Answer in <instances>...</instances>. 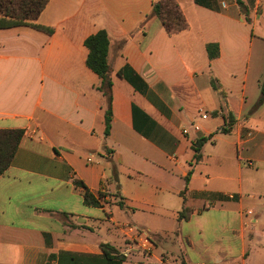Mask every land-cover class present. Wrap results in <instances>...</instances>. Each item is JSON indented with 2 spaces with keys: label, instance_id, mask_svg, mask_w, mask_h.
Segmentation results:
<instances>
[{
  "label": "crops",
  "instance_id": "obj_1",
  "mask_svg": "<svg viewBox=\"0 0 264 264\" xmlns=\"http://www.w3.org/2000/svg\"><path fill=\"white\" fill-rule=\"evenodd\" d=\"M162 1L50 0L36 23L52 34L0 30V130L25 132L0 177V264H249L264 237V68L251 72L264 0H172L188 24L176 33L152 15ZM102 30L108 134L85 47ZM129 225L152 256L123 255Z\"/></svg>",
  "mask_w": 264,
  "mask_h": 264
},
{
  "label": "trees",
  "instance_id": "obj_2",
  "mask_svg": "<svg viewBox=\"0 0 264 264\" xmlns=\"http://www.w3.org/2000/svg\"><path fill=\"white\" fill-rule=\"evenodd\" d=\"M50 0H0V30L12 29L18 27H32L36 30L53 33V29L37 24L36 21L48 5ZM152 15L157 17L169 33H176L187 28L188 24L181 13L179 6L172 0H164L154 4ZM111 40L106 31L102 30L88 37L85 40V47L89 54L87 57V66L101 79L98 90L107 98L106 110V133H109L112 121V68L108 60ZM208 52L210 58L218 56V46L209 45ZM264 103V80L261 85V96L254 105L253 110L258 109ZM228 128L220 130L221 133H227ZM24 130H0V177L12 165L19 144L24 136ZM210 138L199 140L194 145L196 158L199 159L200 151L203 145ZM81 186L80 182H76ZM101 196L97 199L94 194L86 190L84 192L85 203L89 206H102ZM187 213H180V219H185ZM107 248V246H104ZM185 264V263H183Z\"/></svg>",
  "mask_w": 264,
  "mask_h": 264
},
{
  "label": "built area",
  "instance_id": "obj_3",
  "mask_svg": "<svg viewBox=\"0 0 264 264\" xmlns=\"http://www.w3.org/2000/svg\"><path fill=\"white\" fill-rule=\"evenodd\" d=\"M200 116L202 119H207L209 117V114L204 113L202 110H200ZM192 128L196 132L200 130L198 124H193ZM183 133L186 135L189 133V130L187 128H184ZM249 214H252V212H249ZM126 236L130 242V246L126 250V252L123 253L124 256H129L132 252L139 253L145 258L152 256L155 249V244L149 232L141 228H138L136 226L129 225L127 227ZM162 264H180V263L177 261H170L164 259L162 260Z\"/></svg>",
  "mask_w": 264,
  "mask_h": 264
},
{
  "label": "rangeland",
  "instance_id": "obj_4",
  "mask_svg": "<svg viewBox=\"0 0 264 264\" xmlns=\"http://www.w3.org/2000/svg\"><path fill=\"white\" fill-rule=\"evenodd\" d=\"M253 52L251 72L256 70L258 67L264 68V40L260 39L256 41V46ZM258 75L259 74L254 71L253 76L250 77V82L253 80V84L256 83ZM258 241H260V245L257 249L252 250L251 256L248 259L249 264H264V237L260 238Z\"/></svg>",
  "mask_w": 264,
  "mask_h": 264
}]
</instances>
